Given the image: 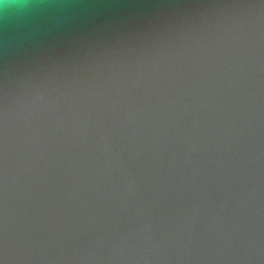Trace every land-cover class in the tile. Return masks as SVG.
<instances>
[{"label": "clouds", "instance_id": "1", "mask_svg": "<svg viewBox=\"0 0 264 264\" xmlns=\"http://www.w3.org/2000/svg\"><path fill=\"white\" fill-rule=\"evenodd\" d=\"M0 264H264V0H0Z\"/></svg>", "mask_w": 264, "mask_h": 264}]
</instances>
